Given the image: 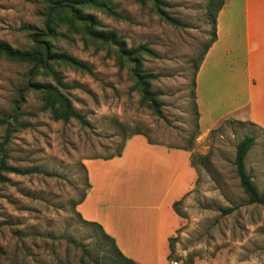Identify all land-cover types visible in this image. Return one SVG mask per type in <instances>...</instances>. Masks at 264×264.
Segmentation results:
<instances>
[{
    "label": "rangeland",
    "instance_id": "rangeland-1",
    "mask_svg": "<svg viewBox=\"0 0 264 264\" xmlns=\"http://www.w3.org/2000/svg\"><path fill=\"white\" fill-rule=\"evenodd\" d=\"M98 1L121 19L83 8L97 31L155 54L143 56L142 68L158 76L151 91L158 95L161 117L140 106L129 67L118 65L115 47L65 25L45 39L52 52L80 61L88 72L53 64L57 84L49 74H34L31 65L0 57V114L12 113L23 90L19 120L26 125L5 146L13 172L0 184V264H118L98 229L80 219L76 204L89 186L85 161L113 157L131 138L129 152L139 136L186 151L196 172L194 178V170L185 167L174 178L176 167L162 172L150 155L130 159V165L121 161L118 172H107L119 175L111 187L115 202L125 196L140 207L161 206L155 209L163 221L161 235L172 231L165 263L264 264V203H248L234 166L238 142L253 136L244 164L264 201V53L255 48L258 26L264 40V0H249L248 46L243 0H223L224 13L215 21L219 42L208 56L214 42L203 56L202 51L213 34L209 0H160L183 27L161 20L149 1ZM43 32L44 0H0V42L27 50L32 36ZM30 82L56 86L88 126L53 120L37 93L25 89ZM3 136L0 127V142ZM95 174L90 171L91 180ZM175 193L185 194L170 217L166 206ZM140 212L149 217V210Z\"/></svg>",
    "mask_w": 264,
    "mask_h": 264
},
{
    "label": "trees",
    "instance_id": "trees-1",
    "mask_svg": "<svg viewBox=\"0 0 264 264\" xmlns=\"http://www.w3.org/2000/svg\"><path fill=\"white\" fill-rule=\"evenodd\" d=\"M141 4L151 2L152 9L155 14L164 22L175 27H183L176 19L168 16L164 11V4L160 0H138ZM45 2V32L41 34H34L32 36V44L27 50L14 49L7 43L0 42V57L9 61L25 63L32 66V72L36 74L41 71L42 74L51 75L57 84H60L58 73L52 69L53 64L63 63L70 67L88 72L87 67L80 61L63 53H56L51 51V45L45 39L46 37H53L57 35L59 26H67L75 32H82L88 36L89 39L99 42L100 44H107L116 48L117 62L120 67L128 65L129 74L134 82V86L139 92V104L148 109L152 114L161 117L160 104L157 101L158 95L151 91V83L154 82L158 76L143 70L142 59L143 56L155 57V54L146 46L140 45L135 48H127L125 43L114 34L109 32L97 31L94 26V20L91 15L84 14L82 9L85 7L96 8L103 11L108 16L114 19H121L107 2L98 0H44ZM224 5L223 0H213L208 2V16L211 20L213 34L211 39L206 44L202 51V56L207 52L210 45L216 40L215 36V21L218 12ZM202 59V57H201ZM37 93L41 102V108L48 111L53 120L69 121L76 120L81 126L87 127V121L77 113L69 99L64 96L56 86L51 84L33 83L30 82L25 87ZM23 97V90L18 92V99L14 102L13 111L11 114H0V127H4V136L0 142V184L8 182L7 173L13 172L6 161L8 159L5 146L9 140V136L16 128H24L25 124L20 122L19 108ZM151 143L150 141H148ZM254 144V137L247 135L240 140L236 146L234 166L238 177L239 185L247 198L249 204H263V198L259 194L257 188L251 181L249 173L246 171L244 160L249 149ZM122 148L113 156L118 157L121 154ZM112 158V157H109ZM108 158V159H109ZM89 188V186H88ZM85 194L78 201L76 206L80 204ZM177 203H174L175 206ZM80 219L98 229L99 234L108 241L111 254L113 253L117 259L118 264H136L132 260L126 258L117 248L114 239L108 236L102 227L94 222L84 220L77 212ZM171 240V238L169 239Z\"/></svg>",
    "mask_w": 264,
    "mask_h": 264
},
{
    "label": "crops",
    "instance_id": "crops-1",
    "mask_svg": "<svg viewBox=\"0 0 264 264\" xmlns=\"http://www.w3.org/2000/svg\"><path fill=\"white\" fill-rule=\"evenodd\" d=\"M243 2L246 18L244 35L248 46L250 27L248 25L247 13L249 11V0H243ZM225 7L226 5L224 4L218 12L217 19H219V15L224 13ZM262 28L264 27L262 26ZM255 38L258 39V46L255 47L256 50H258L259 53H264V40L261 41L259 26L258 34ZM218 42L219 40L212 44L206 56L214 50ZM139 137L141 141L138 143L135 142L134 145L130 147L129 152L127 146H130L133 139L130 138L127 140L118 157H112L106 160L93 159L85 161L89 188L82 202L77 205V209L84 220L99 224L104 232L114 239L117 248L126 258L132 260L136 264H166L165 260L169 255L168 239H170L172 231L164 233V237L161 235V225L163 221H160L161 214L158 215V213L155 212V209H159L161 206L156 205L154 209L150 207H140L132 203L131 197L125 199V196H122L120 202H115L111 187L117 182L116 176L119 175L113 174L108 176L107 172L109 170H116V172H118L117 168H123L121 161L124 162V165H130V159L134 160L137 158L138 160L146 155L152 157V161L159 165L162 172L167 169L172 170V167H176L174 178H176V175H180L185 167L192 168L193 170L194 168L190 164L189 154L181 148H168L162 145L152 144L149 143L145 137ZM91 170L96 173L92 180L90 179ZM192 174H194L193 176L195 178V170ZM184 194L175 193V196H179L173 198L166 206L167 216H175L172 206L175 202L180 200ZM143 209L150 211L149 217L145 218L146 220L142 217V213L140 212ZM83 210L85 211L84 214L82 212Z\"/></svg>",
    "mask_w": 264,
    "mask_h": 264
},
{
    "label": "built area",
    "instance_id": "built-area-1",
    "mask_svg": "<svg viewBox=\"0 0 264 264\" xmlns=\"http://www.w3.org/2000/svg\"><path fill=\"white\" fill-rule=\"evenodd\" d=\"M171 264H179L178 262H176V261H173V262H171Z\"/></svg>",
    "mask_w": 264,
    "mask_h": 264
}]
</instances>
